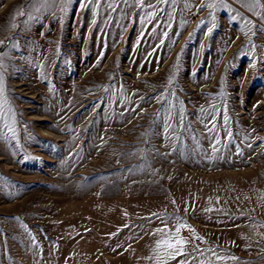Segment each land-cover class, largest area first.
Wrapping results in <instances>:
<instances>
[{"label": "rangeland", "instance_id": "obj_1", "mask_svg": "<svg viewBox=\"0 0 264 264\" xmlns=\"http://www.w3.org/2000/svg\"><path fill=\"white\" fill-rule=\"evenodd\" d=\"M0 42V264H264V0H0Z\"/></svg>", "mask_w": 264, "mask_h": 264}, {"label": "snow or ice", "instance_id": "obj_2", "mask_svg": "<svg viewBox=\"0 0 264 264\" xmlns=\"http://www.w3.org/2000/svg\"><path fill=\"white\" fill-rule=\"evenodd\" d=\"M206 6L210 9L214 7V5L211 3L207 4ZM0 67H3L2 63H0ZM0 85H2V77H0ZM2 91L3 89L2 87H0V93H2ZM2 113H3V103H0V115H2ZM182 227L185 226L178 225L174 235L168 233L164 229L158 230V232L162 233V237L156 242V247L154 249L158 264H165L166 259H175L177 256H181L185 254L184 246L186 244V241L179 235V232ZM189 231H191V229H189ZM233 259H235V257H233Z\"/></svg>", "mask_w": 264, "mask_h": 264}]
</instances>
